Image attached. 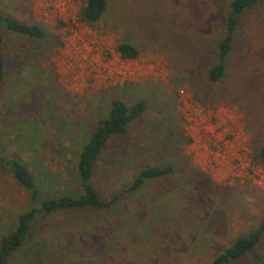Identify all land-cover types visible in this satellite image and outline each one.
<instances>
[{
    "label": "rangeland",
    "instance_id": "374dc122",
    "mask_svg": "<svg viewBox=\"0 0 264 264\" xmlns=\"http://www.w3.org/2000/svg\"><path fill=\"white\" fill-rule=\"evenodd\" d=\"M0 0L44 35L3 38L0 236L33 204L3 159L31 172L37 200L79 194L75 162L110 102L141 112L109 137L90 182L103 209L36 215L5 264H209L264 217V0L237 17L220 80L209 82L230 0ZM125 41L135 58L114 47ZM167 175L132 191L143 168ZM230 264H264V234Z\"/></svg>",
    "mask_w": 264,
    "mask_h": 264
},
{
    "label": "trees",
    "instance_id": "16d2710c",
    "mask_svg": "<svg viewBox=\"0 0 264 264\" xmlns=\"http://www.w3.org/2000/svg\"><path fill=\"white\" fill-rule=\"evenodd\" d=\"M256 0H230L229 10L225 18L223 35L216 45V61L206 71L209 82L221 79L224 73V59L228 54L233 34L237 25V17ZM106 0H84L78 11V18L86 24L96 22L103 14ZM7 35H16L27 39H40L44 32L38 24H26L13 17L0 12V80L4 76V63L2 56L3 38ZM121 58H135L137 49L125 41H118L114 47ZM143 108L142 100L136 101L131 106L125 105L119 99L110 102L105 118L99 120L85 142L81 145L75 162L76 178L80 188L75 196L57 195L48 196L37 200L34 181L26 164L16 157L9 156L3 159V164L10 171L13 179L19 186L29 193L32 206L17 214L12 230L0 236V264H5L6 259L21 245L24 237L29 233L30 223L36 215H46L51 212L66 209H103L108 208L112 201H103L93 188L90 178L95 161L106 140L124 131L126 123L136 117ZM264 158V148L260 150ZM171 172L170 165L163 167H147L141 169L133 178L129 191L139 188L145 180L167 175ZM264 234V217L250 233L235 238L221 253L217 254L209 264H230L252 249L259 237Z\"/></svg>",
    "mask_w": 264,
    "mask_h": 264
}]
</instances>
